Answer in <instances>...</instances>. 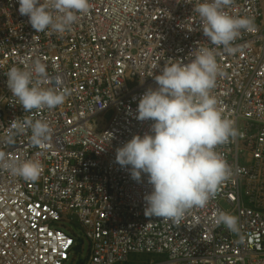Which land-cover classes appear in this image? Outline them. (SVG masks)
I'll list each match as a JSON object with an SVG mask.
<instances>
[{"label":"built area","instance_id":"built-area-1","mask_svg":"<svg viewBox=\"0 0 264 264\" xmlns=\"http://www.w3.org/2000/svg\"><path fill=\"white\" fill-rule=\"evenodd\" d=\"M198 0H91L65 34L36 32L18 0H0V150L15 163L36 159L38 180L0 166V264H71L80 234L86 264H264V0H232L234 16L254 20L234 42L217 48L220 66L211 94L237 134L218 145L228 177L203 208L179 219L148 217L145 176L133 180L116 149L152 121L136 119L139 97L171 59L189 62L202 32ZM47 65L44 87L67 90L54 109L26 112L7 87L13 66ZM155 67V68H154ZM50 124V139L31 142L27 120ZM14 137L6 143L5 138ZM238 217L234 232L216 218ZM135 264H140L135 261Z\"/></svg>","mask_w":264,"mask_h":264},{"label":"clouds","instance_id":"clouds-1","mask_svg":"<svg viewBox=\"0 0 264 264\" xmlns=\"http://www.w3.org/2000/svg\"><path fill=\"white\" fill-rule=\"evenodd\" d=\"M231 3L198 0L194 11L202 21V32L216 47L197 42L188 63L183 59L165 63L154 76L157 87L146 89L138 100L136 119L152 121L149 131L133 135L116 149V163L128 169L133 180L141 182L146 176L151 185L144 197L148 217L179 219L190 209L205 207L229 175L227 160L215 149L237 132L211 94L220 71L217 48L235 54L239 46L234 42L242 30L254 26L252 18L226 11ZM18 4L19 13L28 17L36 32L63 35L71 30L78 14L89 11L91 0H18ZM6 76L8 89L26 112L54 109L66 101L67 90L43 86L48 79L47 65L39 59L30 67H11ZM15 128L17 132L30 128V139L36 146L46 143L52 134L50 124L39 119L18 121ZM4 142L12 143L14 137L8 136ZM0 166L33 182L42 169L36 159L18 164L9 161L2 150ZM216 223L238 231V217L232 213L220 212Z\"/></svg>","mask_w":264,"mask_h":264},{"label":"rangeland","instance_id":"rangeland-1","mask_svg":"<svg viewBox=\"0 0 264 264\" xmlns=\"http://www.w3.org/2000/svg\"><path fill=\"white\" fill-rule=\"evenodd\" d=\"M78 235H76V238L80 239V241L77 242L75 254L73 256V260L71 264H86L87 256H88L87 246L84 240L81 238L80 234ZM154 259L157 258L154 256H131L130 258L131 262L127 264H135V261H139L140 264H145Z\"/></svg>","mask_w":264,"mask_h":264},{"label":"trees","instance_id":"trees-1","mask_svg":"<svg viewBox=\"0 0 264 264\" xmlns=\"http://www.w3.org/2000/svg\"><path fill=\"white\" fill-rule=\"evenodd\" d=\"M76 235H77V234H75L74 236H76ZM78 236H79V235H78ZM79 241H80V239H77V238H76V242H79Z\"/></svg>","mask_w":264,"mask_h":264}]
</instances>
